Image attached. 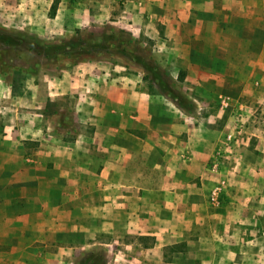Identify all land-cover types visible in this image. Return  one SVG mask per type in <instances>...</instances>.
Instances as JSON below:
<instances>
[{
  "label": "crops",
  "instance_id": "obj_1",
  "mask_svg": "<svg viewBox=\"0 0 264 264\" xmlns=\"http://www.w3.org/2000/svg\"><path fill=\"white\" fill-rule=\"evenodd\" d=\"M152 4L162 5L155 7L166 34L174 31L173 45L160 47L167 60L153 63L174 61L189 98L201 90L194 114L151 93L142 78L84 74L87 86L68 76L42 93L0 70V264H73L101 248L106 264H155L168 245L174 257L214 259L224 238L209 209L264 210V128L254 134L258 155L227 154L210 170L225 122L210 102L264 96V0ZM219 180L215 205L208 196ZM253 194L259 204L250 207L243 198ZM205 213L203 238L196 229L206 226Z\"/></svg>",
  "mask_w": 264,
  "mask_h": 264
},
{
  "label": "rangeland",
  "instance_id": "obj_2",
  "mask_svg": "<svg viewBox=\"0 0 264 264\" xmlns=\"http://www.w3.org/2000/svg\"><path fill=\"white\" fill-rule=\"evenodd\" d=\"M152 2L153 0H0V32L5 34L0 35V70L5 69L8 76L17 72L24 82L27 79L33 80L40 85L38 91L42 93L47 90L48 81L68 79V76L81 78L84 74L90 79L94 76L110 78V75H118L119 83L127 84L129 79L142 78V82L148 87L147 81L143 79L145 71L136 65L138 62L135 60L139 56L141 60H147V56L156 61L167 60L169 52L161 51L160 47L170 45L167 40H171L170 37L174 35V31L172 36L167 35L165 25L161 24L159 9L155 7L161 4ZM150 13L151 19L148 18ZM171 43L170 46L173 41ZM122 51L131 55V59L123 56ZM170 63L171 65L167 64L160 70L167 74L177 90L187 95L188 88L178 79L179 73L183 72L184 75V71L174 66V61ZM175 70L178 81L171 77ZM244 70L249 71V67ZM85 80L86 78H81L80 81L89 86ZM93 81L90 83L93 84ZM151 93L158 91L153 88ZM193 93L198 100L191 98L192 101L196 106H203V100L199 98L201 90ZM162 95L171 99L167 93ZM228 98L230 106L227 109L220 108L221 98L210 102V105L223 112L225 122L222 120L224 125L220 127V141L222 147L229 146V150L224 153L226 156L236 153L252 159L260 153L254 134L259 128H264V96L260 102L250 103L248 100V107L245 103L241 105V100ZM235 112H240L241 116H236ZM68 123L71 125V121ZM235 126H240V134L237 135L239 140L229 144L225 134ZM228 158L222 157L220 161L224 162L221 165L229 161ZM250 174L249 169L244 170L243 181L250 180ZM223 197L227 201L225 195ZM243 199L251 204L250 207L259 204L254 194ZM219 208L215 206V209H209V214L213 212L215 224L219 223L216 225L217 232L224 238L221 242L218 240L220 251L216 252V258L201 260L182 255L177 258L168 245L166 251L162 252L164 258L155 264H264V210H252L249 207L244 211L223 209L222 206ZM205 218L206 226L196 229L197 235L203 238L210 231L206 213ZM191 239L195 238L192 236ZM179 244L184 249H191L193 246L186 241ZM82 258L75 260L73 264H82Z\"/></svg>",
  "mask_w": 264,
  "mask_h": 264
},
{
  "label": "trees",
  "instance_id": "obj_3",
  "mask_svg": "<svg viewBox=\"0 0 264 264\" xmlns=\"http://www.w3.org/2000/svg\"><path fill=\"white\" fill-rule=\"evenodd\" d=\"M0 35L5 34L0 32ZM122 55L127 57L128 59H131V55L126 54L123 51ZM139 57L140 58L135 60L138 62L136 63V65L140 66L145 71L143 79L148 83V90L151 92V89L156 88L159 94H169L170 98L175 102L177 107L181 108L186 113L194 114L196 104L192 101V99L177 90L167 74L160 70V68H158L156 65H154L151 58L147 56V60H141V56ZM178 79H183V72L179 73ZM105 261L106 253L102 248L99 249V251L90 250L82 258V264H105Z\"/></svg>",
  "mask_w": 264,
  "mask_h": 264
},
{
  "label": "built area",
  "instance_id": "obj_4",
  "mask_svg": "<svg viewBox=\"0 0 264 264\" xmlns=\"http://www.w3.org/2000/svg\"><path fill=\"white\" fill-rule=\"evenodd\" d=\"M219 106L221 109H227L230 106V102H229V98L227 96L221 97V99L219 100ZM236 116H241V113L239 112H235ZM236 131H235V130ZM240 126H235L232 129H229L227 131V133L225 134V139L228 141L229 144L233 143H237L239 140V137H237V135L240 134ZM229 150V146L227 147H223L222 149H219L215 152V155L213 157V160L210 164V170L213 172H218L220 170V159L222 157H225V151ZM223 181L219 180L216 184L213 185V187L211 188L210 192H209V196L208 199L212 204H219L220 203V195L223 191Z\"/></svg>",
  "mask_w": 264,
  "mask_h": 264
}]
</instances>
